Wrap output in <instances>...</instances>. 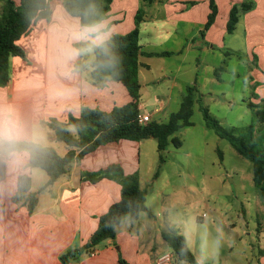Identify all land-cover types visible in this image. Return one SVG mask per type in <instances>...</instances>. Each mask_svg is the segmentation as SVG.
<instances>
[{
  "label": "crops",
  "instance_id": "1",
  "mask_svg": "<svg viewBox=\"0 0 264 264\" xmlns=\"http://www.w3.org/2000/svg\"><path fill=\"white\" fill-rule=\"evenodd\" d=\"M216 2L219 14L213 26L204 36L201 35V40L193 32L197 29L201 34L204 29L210 13L209 0H114L108 18L95 27H82L78 18L65 11L62 2L56 9L51 5V20L37 21L30 31L26 45H23L27 58L30 57L27 50L32 53L33 66H28L27 58H12L11 81L7 87L0 88V121L6 128L11 127L12 141H33L64 156L70 148L67 146L63 152L57 151L55 146L59 140L54 130L47 125L48 122L64 123L70 115L79 117L83 107L110 112L114 107L124 106L131 101L122 84L109 78L95 83L91 76L95 56L91 57V62L84 59V53L93 52V49H79L75 45L83 42L98 45L113 34L129 33L135 28V15L139 6L144 11L139 26L142 52L172 53L165 58L178 57L193 49H203V44H209V48H222L232 6H251L244 11L238 24L245 25L247 44L252 40L253 51L256 56L259 55L258 65L254 70L251 69L248 78L255 81L254 93L258 96L255 104L264 102V0ZM172 10H178L179 13L171 14ZM223 13L225 27L218 26ZM93 28L95 31H88ZM174 31L182 32L185 38V43L179 49H154V42L170 39ZM216 31L219 36L215 35ZM255 38L260 42H255ZM69 49H77L79 54L69 59L66 55ZM232 53L234 52L229 50L226 52L228 55ZM16 58L19 59L14 60ZM153 58L140 56L139 81L141 70H152L150 60ZM54 60L59 66H49L50 63L55 64ZM77 62L86 65L83 71H74ZM140 84V113L149 114L151 121L167 123L171 114L175 113L170 112L165 103L171 99L170 95L167 101L159 99L161 104L155 107L150 105L149 109L147 103L142 101V81ZM160 117L168 119L160 122L157 119ZM69 130L76 133L73 127ZM155 143L158 148V142L154 138L140 142L121 140L101 146L82 160H75L67 173L44 191L41 188L48 181V174L39 175L40 182L36 186L39 168L28 167L27 152H16L19 163L5 161L7 177L0 182V264H63L60 258L64 253L82 248L97 230L99 216L121 199V186L116 181L104 178L94 184L84 180L83 176L87 172H99L111 165H120L126 175L138 173L140 187L147 192L146 206L149 213L142 212L136 218H125L117 225L114 239L99 244L92 251L93 255L83 253L68 264H188L177 259L162 237L163 232L172 228L186 238L198 264H205L207 260L215 258L214 254L209 258L197 252L198 246L206 247L209 242L203 240L198 232L205 224L196 226L194 231H183L175 225L178 222L170 221L168 208L165 209L160 202L154 207L149 204L150 194L153 195L154 186L165 172V161L161 160L152 162L147 172L143 169L147 164L143 151L152 149ZM5 150L8 149L5 147ZM23 174L30 175L31 192L38 194V205L32 215L24 204L12 201L17 191L18 178ZM159 196L161 192L157 191L154 200H158ZM210 226L213 227L214 238L219 237L220 243L226 244L225 254L211 264H264L263 225H258L257 239L244 242L247 247L239 255H233V245L228 239V233L213 223H208L206 229ZM225 229L234 233L238 231L236 225L229 221L225 224ZM241 235L242 233L239 238ZM247 235L254 237L251 233ZM167 254L171 255L170 261L159 263L160 258Z\"/></svg>",
  "mask_w": 264,
  "mask_h": 264
},
{
  "label": "trees",
  "instance_id": "2",
  "mask_svg": "<svg viewBox=\"0 0 264 264\" xmlns=\"http://www.w3.org/2000/svg\"><path fill=\"white\" fill-rule=\"evenodd\" d=\"M114 0H61L65 11L79 19L82 27H95L108 18ZM210 13L201 35L204 36L216 21L219 8L216 0H209ZM247 4L233 5L226 26V33L233 34L240 19V10L246 11ZM143 9L139 8L135 15V28L126 34H113L109 39L98 45L83 42L75 45L76 48H92L95 59L91 73L95 83H101L107 78L122 84L128 91L131 101L124 106L114 107L110 112L83 107L79 117L70 115L64 123L50 121L47 125L54 130L56 138L64 142L69 152L61 156L54 149L42 146L33 141H12L5 143V147L14 152L29 154V168L44 170L48 181L41 188L46 190L61 175L67 173L68 168L75 160H82L86 155L99 147L117 143L121 140L140 142L154 138L158 142V149L163 151L172 142L181 146V141L175 133L183 127L193 125L191 118L195 105L197 85L189 86L180 108L172 113L167 123L151 121L146 124L139 122L140 90L139 81L140 56L166 57L171 52L144 53L140 44V23ZM53 10L50 0H7L4 13L0 19V88L7 87L11 81V60L19 57L26 60V50L19 44L32 27L39 20L49 22ZM85 64L77 62L74 71L81 72ZM201 100V99H200ZM247 107L255 112L257 122L261 124L256 134V126L251 124L239 130L236 127L225 128L220 121L213 117L208 108L200 105V110L206 126L222 139H226L235 148L239 155L253 164V181L264 198V102L247 103ZM76 131L73 134L69 128ZM244 130V131H243ZM243 131L242 135H237ZM163 162V159H161ZM7 177V165L0 162V182ZM107 178L116 181L121 186V199L110 206L108 211L99 216L97 230L89 241L79 249L69 250L61 256L63 264L70 260H77L83 253L92 251L102 242L114 239L115 229L125 218H136L142 212H148L146 206V190L140 187L138 173L126 175L120 165H111L99 172H87L83 179L97 183ZM32 180L30 175L23 174L18 178V186L12 201L24 204L30 215L34 214L38 205V194L31 192ZM149 213V212H148ZM162 237L173 250L177 259L188 264H198L195 255L189 248L186 238L178 230L172 228L163 232Z\"/></svg>",
  "mask_w": 264,
  "mask_h": 264
},
{
  "label": "rangeland",
  "instance_id": "3",
  "mask_svg": "<svg viewBox=\"0 0 264 264\" xmlns=\"http://www.w3.org/2000/svg\"><path fill=\"white\" fill-rule=\"evenodd\" d=\"M6 1L0 0V19ZM15 1L19 3V0ZM50 3L56 9L61 0H50ZM247 8L250 9L251 6ZM175 13L178 14L179 11H171V14ZM243 13L240 10V17L244 16ZM224 16L223 13L218 26H224ZM244 26L243 23L238 24L233 34L226 33L222 48H209V44H203V49H193L178 57H154L150 60L152 70H141L140 74V81L143 83L142 101L147 103L148 108L150 105L159 106V99L167 101L170 95L171 99L165 103L170 112H177L187 88L195 84L198 87L191 118L193 125L181 128L174 135L181 141V146L171 142L165 150L160 151L155 143L152 149H145L143 154L147 164L143 169L147 172L152 162L157 163L161 159L165 161V172L154 186L149 204L154 207L160 202L165 209L168 208L170 221L178 222L175 225L183 231H194L196 226L205 224L198 232L203 240L209 241V245L203 248L198 246L197 252L204 257L210 258L211 254L215 256L205 264H211L216 258L220 259L226 249V244L220 243L219 237L214 238L213 227L206 229L208 223H213L228 233V239L233 245V255H239L246 249L244 242L257 239L258 225L264 226V198L254 184L252 162L239 155L229 141L208 128L200 110V105L207 107L210 114L225 128L236 127L242 130L254 124L258 132L261 127L255 112L247 107V103H256L258 99L254 93L255 81L248 76L251 69L254 70L258 65L259 55L256 56L253 51L252 40L247 44ZM193 33L198 39L201 38L197 29ZM30 34L29 32L20 40L22 47L26 45ZM215 35L219 36V32L216 31ZM183 37L182 32L174 31L170 39L154 42V49H179L185 43ZM255 39V42H260L258 38ZM228 50L234 53L228 55ZM27 52L30 56L27 64L33 66L32 53L29 50ZM93 56L92 51L84 53L87 62H91ZM54 61L55 64L50 63L49 66H59ZM157 119L166 122L168 118ZM243 131H239L237 135H242ZM55 147L57 151L63 152L67 145L59 141ZM41 174L47 173L38 169L36 186ZM156 190L161 192L158 200H154ZM227 221L236 225L237 233L225 229ZM248 233L254 237L247 235Z\"/></svg>",
  "mask_w": 264,
  "mask_h": 264
},
{
  "label": "clouds",
  "instance_id": "4",
  "mask_svg": "<svg viewBox=\"0 0 264 264\" xmlns=\"http://www.w3.org/2000/svg\"><path fill=\"white\" fill-rule=\"evenodd\" d=\"M88 31H95V29H88ZM79 50L69 49L66 53L69 59L74 55H78ZM13 139L11 127H5V124L0 121V162H9L11 164L19 163L18 154L12 150H5V141L11 144Z\"/></svg>",
  "mask_w": 264,
  "mask_h": 264
},
{
  "label": "built area",
  "instance_id": "5",
  "mask_svg": "<svg viewBox=\"0 0 264 264\" xmlns=\"http://www.w3.org/2000/svg\"><path fill=\"white\" fill-rule=\"evenodd\" d=\"M139 122L141 123V124H146V123H149V122H151V116L149 115V114H141L140 113V115H139ZM203 217H204V215H203ZM94 253H91V255H93ZM170 259H171V255H165V256H163L162 258H160V260H159V263H161V262H164V261H170Z\"/></svg>",
  "mask_w": 264,
  "mask_h": 264
}]
</instances>
